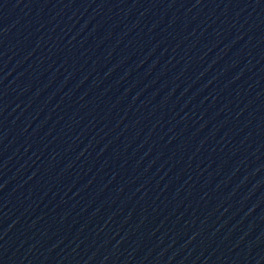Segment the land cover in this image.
I'll list each match as a JSON object with an SVG mask.
<instances>
[{
	"label": "water",
	"instance_id": "water-1",
	"mask_svg": "<svg viewBox=\"0 0 264 264\" xmlns=\"http://www.w3.org/2000/svg\"><path fill=\"white\" fill-rule=\"evenodd\" d=\"M0 264H264V0H0Z\"/></svg>",
	"mask_w": 264,
	"mask_h": 264
}]
</instances>
